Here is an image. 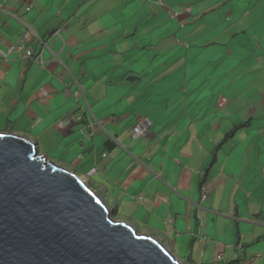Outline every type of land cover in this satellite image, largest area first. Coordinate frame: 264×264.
<instances>
[{
	"label": "crops",
	"instance_id": "obj_1",
	"mask_svg": "<svg viewBox=\"0 0 264 264\" xmlns=\"http://www.w3.org/2000/svg\"><path fill=\"white\" fill-rule=\"evenodd\" d=\"M261 6L0 0V48H22L0 54V130L73 170L181 263L264 264ZM143 119L149 132L133 138Z\"/></svg>",
	"mask_w": 264,
	"mask_h": 264
},
{
	"label": "water",
	"instance_id": "obj_2",
	"mask_svg": "<svg viewBox=\"0 0 264 264\" xmlns=\"http://www.w3.org/2000/svg\"><path fill=\"white\" fill-rule=\"evenodd\" d=\"M74 172L0 131V264H181Z\"/></svg>",
	"mask_w": 264,
	"mask_h": 264
},
{
	"label": "built area",
	"instance_id": "obj_3",
	"mask_svg": "<svg viewBox=\"0 0 264 264\" xmlns=\"http://www.w3.org/2000/svg\"><path fill=\"white\" fill-rule=\"evenodd\" d=\"M176 16H178L177 13H172V17H176ZM1 18H2V11L0 10V24H1ZM1 39H2V37H1V34H0V41H1ZM20 49H22V48L17 46L16 44H13V45L8 47V51H6V52H3L1 50V48H0V54L5 57L6 54L16 52V51H18ZM25 53H26L25 54L26 57H28V58H30V57H32L34 55L33 50H27ZM75 95H77V93ZM226 103H227L226 99H221L218 102V107H222ZM80 119L81 118L78 115L77 116H71L67 120L65 119L64 121L59 122L57 124V127L61 128V129L62 128H66V127L72 125L73 121L75 123L77 120L79 121ZM96 124H97V122L95 120L89 122V124L85 127L86 131L84 133V137H88L91 134L89 131H92L94 126H96ZM150 127H151V122L148 119L140 120L139 123L136 126H134V128L132 130L133 138H138V137L145 136L149 132ZM105 156L106 155H104V157ZM208 194H209L208 188L205 185H203L201 187V201H205L207 196H208ZM168 229H169V227H168Z\"/></svg>",
	"mask_w": 264,
	"mask_h": 264
},
{
	"label": "rangeland",
	"instance_id": "obj_4",
	"mask_svg": "<svg viewBox=\"0 0 264 264\" xmlns=\"http://www.w3.org/2000/svg\"><path fill=\"white\" fill-rule=\"evenodd\" d=\"M259 15L262 16V17H264V6H261V7H260ZM0 131H2V130H0ZM48 159H49V161L57 162V161L53 160L51 157H48ZM54 162H53V163H54ZM55 164H56V163H55ZM68 170H69V169H68ZM70 171H73V170H70ZM95 190L97 191V193L99 192V190H98L97 188H96ZM108 205H109V208H110V209H112V208L114 207V203H111V202H110ZM127 224H128V223H127ZM158 239H159V241L161 240V243H162V241H164L163 238H158ZM164 246H169V245L167 244V245H164ZM175 257H176V259H178V260L181 259V258H179V257H177V256H175ZM182 264H186V263L183 261Z\"/></svg>",
	"mask_w": 264,
	"mask_h": 264
},
{
	"label": "clouds",
	"instance_id": "obj_5",
	"mask_svg": "<svg viewBox=\"0 0 264 264\" xmlns=\"http://www.w3.org/2000/svg\"><path fill=\"white\" fill-rule=\"evenodd\" d=\"M161 2H162V0H160ZM190 12V10H189V8H185V9H183V11L182 12H173V13H177L178 15L179 14H181V13H183V14H188ZM138 124V123H137ZM136 124V125H137ZM135 125V126H136ZM134 128V127H133ZM133 128H132V130H133ZM147 135V134H146ZM143 137V136H142ZM84 182V181H83ZM109 206V205H108ZM112 210V209H111ZM115 220H117V219H115ZM176 258V257H175ZM178 260V259H177ZM182 264V263H181Z\"/></svg>",
	"mask_w": 264,
	"mask_h": 264
},
{
	"label": "trees",
	"instance_id": "obj_6",
	"mask_svg": "<svg viewBox=\"0 0 264 264\" xmlns=\"http://www.w3.org/2000/svg\"><path fill=\"white\" fill-rule=\"evenodd\" d=\"M112 217L114 218V219H116V216H115V213H114V211L112 210Z\"/></svg>",
	"mask_w": 264,
	"mask_h": 264
}]
</instances>
